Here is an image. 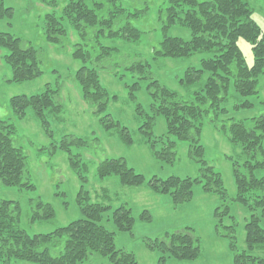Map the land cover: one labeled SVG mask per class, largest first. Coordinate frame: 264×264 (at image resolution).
Here are the masks:
<instances>
[{"label":"rangeland","instance_id":"rangeland-1","mask_svg":"<svg viewBox=\"0 0 264 264\" xmlns=\"http://www.w3.org/2000/svg\"><path fill=\"white\" fill-rule=\"evenodd\" d=\"M67 1L0 0L3 8L11 9L0 16V33H10L22 40L23 47L37 49L43 73L34 80L7 83L6 80L11 77L10 69L3 61L7 51L0 48V120L13 125V144L25 157L23 182L29 185V188L7 186L0 180V200L18 205L16 209H10V216L17 217L20 228L29 235L50 233L82 217L79 203H86L80 192L83 185L89 199L87 202L108 207V217L116 207L125 205L130 208L134 219L130 232H115L111 221L103 222V225L115 232V248L131 252L137 264H157L160 256L166 257V264H233L234 253L229 244L233 242L236 253L247 249L244 226L251 216L249 207H253L254 200L249 202L248 208L233 200L236 197L233 165L237 163L242 166L248 157L242 155L238 145L226 139L221 126L240 122L246 128H251L253 119L264 115V75L257 79L256 94L241 97L230 87L220 103L224 112L216 114L212 111L202 119L199 137V144L203 146L202 159L220 174L226 190L225 200L215 194H205L201 184H195L190 201L174 204L169 195L152 192L147 185L148 180L152 177L162 180L169 177L198 178L201 176V163L189 157V143L184 141H176L171 160H157L146 136L139 130L144 127L147 118L152 117L155 149L165 148L160 140L165 137L166 123L163 117L155 116L151 109L155 104L151 97L155 88L151 82L156 80L175 92L181 100L193 102L200 82L188 86L180 81L187 68L198 67L201 58L208 55L196 53L185 59H153L152 49L158 47L164 36L160 10L167 6V0H116L113 5L99 0L103 3L102 16L114 6L123 9L117 25L129 23L139 30L141 34L137 40L104 36L96 39L89 34L87 39L80 41L72 26L65 21L66 38L57 45L47 43L43 36L45 18L51 14L60 16ZM245 1L252 10V20L264 34V0ZM89 5L92 7L91 3ZM137 12L139 14L136 16ZM166 35L190 39L189 30L178 25L170 27ZM76 43L85 46L91 61L83 63L73 59ZM237 45L246 65L250 67L253 64L251 45L242 39L238 40ZM101 47H114L116 51L97 62L95 58L103 52ZM138 63L145 66L144 72L130 69ZM82 65L97 69L99 82L107 92L106 109L100 115L95 113L94 106L83 100L81 88L76 82L75 73ZM133 86L136 88L133 89ZM46 89L57 91L54 101L60 105V112L45 110L43 118L38 119L35 111L29 107L24 117L13 114L9 106L10 98L38 95ZM246 101L251 103V107H238ZM216 124L220 130L214 128ZM121 128H126L131 144L121 139ZM118 158L123 159L135 173L142 175L145 182L129 187L120 184L117 176L99 178L97 168L100 163ZM71 159L78 161L80 176L72 167ZM263 173L258 171L256 175L262 176ZM79 177L86 179L84 184ZM38 201L52 206L55 212L53 218L31 220L38 210ZM217 208L224 214L219 231L215 228L217 219L214 212ZM144 212L150 216L148 221L141 219ZM228 226L233 227L232 240L220 236L229 233L224 228ZM260 226L264 229L263 221ZM186 228H190L198 239L199 254L192 261L174 259L168 253L148 246L155 239L163 240L167 234L182 232ZM61 250L62 243L58 242L51 252L57 255ZM252 254L264 258V245L256 246ZM0 264H4L1 258ZM8 264L35 263L12 257ZM77 264L111 263L95 254Z\"/></svg>","mask_w":264,"mask_h":264},{"label":"trees","instance_id":"trees-1","mask_svg":"<svg viewBox=\"0 0 264 264\" xmlns=\"http://www.w3.org/2000/svg\"><path fill=\"white\" fill-rule=\"evenodd\" d=\"M116 0H105L112 4ZM92 4V7L89 5ZM0 16L10 12V8H3L0 4ZM103 3L99 0H68L60 16L47 15L43 27V36L47 43L60 44L66 38L65 21H68L80 41H84L89 34L94 38H123L137 40L140 31L126 23L118 26L121 7L114 6L105 16H102ZM141 13V12H140ZM139 14L138 12L136 13ZM252 10L245 0H167V6L160 10L163 19V39L158 47L152 49L154 60L185 59L196 53L208 55L201 58L198 67H189L184 71L180 81L185 85L200 82V89L194 93V101L186 102L179 96L154 80L151 85L155 88L151 97L155 104L152 111L155 116H161L166 123L165 137H161L164 149H155V137L152 135L153 118L148 117L140 132L146 136L150 150L154 157L162 162H168L174 157L176 141L189 143V157L201 163V176L198 178L169 177L164 180L152 177L148 180L149 189L156 194H167L174 204H181L191 200L192 188L201 184L205 194H215L222 200L226 198V190L222 186L220 174L202 159L203 146L199 144V137L203 125V116L210 112L223 113L220 107L233 87L236 94L249 97L257 93V82L260 75H264V34L251 18ZM182 26L189 30L190 39L166 35L172 26ZM90 32V33H89ZM245 40L251 45L253 64L248 67L237 45L238 40ZM73 59L83 63L90 60V54L80 43L74 44ZM0 48L7 54L3 61L11 72L7 83L19 84L37 79L42 76L39 66L38 50L32 46L23 47L22 40L10 33H0ZM103 50L95 58L97 62L111 56L116 48L101 47ZM145 66L141 63L130 69L144 72ZM97 69L82 65L75 73L76 82L80 86L83 100L95 107V113L100 115L106 109L108 95L101 86ZM205 77L202 82L201 79ZM136 87L133 86V89ZM56 90L46 89L43 93L32 96H13L9 106L15 116L24 117L25 111L32 107L37 118H43L44 111L58 113L60 105L54 101ZM238 107L249 108L250 102H244ZM138 112L139 107H137ZM219 110V111H218ZM109 116V115H108ZM107 117V116H105ZM253 127L246 128L243 123L231 122L222 125L226 139L241 149L242 155L248 157L242 166L233 165V178L236 188L234 201L248 208L253 199L251 216L244 226L245 244L247 249L241 253L235 252L233 242L230 248L233 251V264H264V258L253 255L256 246L264 245V229L260 226L264 222V173L257 176L258 171H264V115L253 119ZM118 126V124H116ZM144 128V129H142ZM214 128L220 130L218 125ZM106 129L109 127L106 126ZM13 125L0 120V180L7 186L28 187L23 182L25 157L21 150L14 146ZM121 139L126 144L132 140L126 128L120 130ZM77 160L71 159V165L80 176ZM97 175L103 179L117 176L120 184L134 187L142 185L145 178L135 173L121 158L104 160L97 168ZM83 180L86 179L79 177ZM80 192L84 195L85 204L80 202L81 218L71 221L65 226L56 228L50 233L29 235L20 228L17 217L10 216V209L18 205L11 201L0 200V258L8 264L10 258L35 264H77L89 256L100 255L111 264H137L131 252L115 248V232H130L134 219L130 208L125 205L116 207L110 217L106 216L108 207L97 203L87 202V192L81 185ZM38 210L31 218L48 220L54 217L55 212L50 204L38 201ZM227 210V207H225ZM225 210V211H226ZM223 212L217 208L214 216L217 219L216 231L221 229ZM147 212L141 214V219L148 221ZM111 221L115 232L103 225ZM229 233L220 235L232 240L233 227L228 226ZM186 228L182 232H175L164 236L163 240L155 239L149 244L150 248L168 253L177 260L192 261L198 257V239ZM62 243V250L53 255L51 249L56 243ZM7 255V256H6ZM166 257L160 256L157 264H166Z\"/></svg>","mask_w":264,"mask_h":264}]
</instances>
